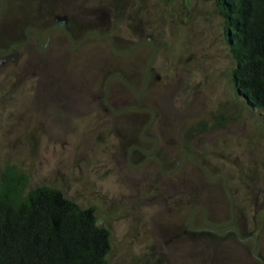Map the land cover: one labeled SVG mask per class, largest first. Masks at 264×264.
<instances>
[{
    "label": "rangeland",
    "instance_id": "obj_1",
    "mask_svg": "<svg viewBox=\"0 0 264 264\" xmlns=\"http://www.w3.org/2000/svg\"><path fill=\"white\" fill-rule=\"evenodd\" d=\"M233 66L213 0H0V170L93 205L108 264H264Z\"/></svg>",
    "mask_w": 264,
    "mask_h": 264
},
{
    "label": "trees",
    "instance_id": "obj_2",
    "mask_svg": "<svg viewBox=\"0 0 264 264\" xmlns=\"http://www.w3.org/2000/svg\"><path fill=\"white\" fill-rule=\"evenodd\" d=\"M223 18L246 103L264 111V0H213ZM16 164L0 170V264H108L110 231L93 205L82 207L50 185L27 189Z\"/></svg>",
    "mask_w": 264,
    "mask_h": 264
},
{
    "label": "flooded vegetation",
    "instance_id": "obj_3",
    "mask_svg": "<svg viewBox=\"0 0 264 264\" xmlns=\"http://www.w3.org/2000/svg\"><path fill=\"white\" fill-rule=\"evenodd\" d=\"M15 45V43H13V44H11L8 48H7V50L5 51V53H7L13 46ZM6 55V54H5ZM141 151V150H140Z\"/></svg>",
    "mask_w": 264,
    "mask_h": 264
}]
</instances>
